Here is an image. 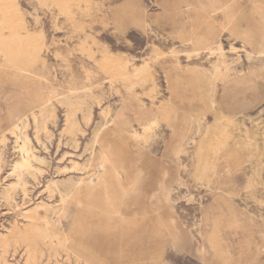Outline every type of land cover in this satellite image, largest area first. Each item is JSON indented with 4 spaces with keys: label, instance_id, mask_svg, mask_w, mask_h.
Segmentation results:
<instances>
[{
    "label": "rangeland",
    "instance_id": "374dc122",
    "mask_svg": "<svg viewBox=\"0 0 264 264\" xmlns=\"http://www.w3.org/2000/svg\"><path fill=\"white\" fill-rule=\"evenodd\" d=\"M56 263L264 264V0H0V264Z\"/></svg>",
    "mask_w": 264,
    "mask_h": 264
},
{
    "label": "bare ground",
    "instance_id": "6f19581e",
    "mask_svg": "<svg viewBox=\"0 0 264 264\" xmlns=\"http://www.w3.org/2000/svg\"><path fill=\"white\" fill-rule=\"evenodd\" d=\"M214 15V14H213ZM221 75V74H220ZM14 127H16V126H14ZM18 132V131H17ZM29 153V152H28ZM33 157V156H32ZM22 165V164H21ZM102 165V164H101ZM31 167V166H30ZM38 170V169H37ZM100 182V181H99ZM15 200V199H14ZM13 232V231H12ZM15 239V238H14ZM15 243H16V241H15ZM31 244V243H30ZM35 250V249H34ZM7 251V250H6ZM5 252V251H4ZM3 253V252H2ZM55 254H56V252H55ZM41 257V256H40ZM49 258V257H48ZM57 264V263H56ZM86 264V263H85Z\"/></svg>",
    "mask_w": 264,
    "mask_h": 264
}]
</instances>
